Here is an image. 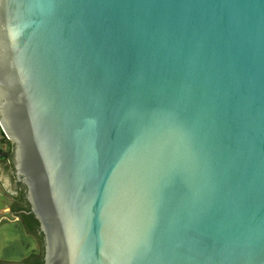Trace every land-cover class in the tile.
<instances>
[{
    "label": "water",
    "instance_id": "obj_1",
    "mask_svg": "<svg viewBox=\"0 0 264 264\" xmlns=\"http://www.w3.org/2000/svg\"><path fill=\"white\" fill-rule=\"evenodd\" d=\"M0 131L42 264H264V0H0Z\"/></svg>",
    "mask_w": 264,
    "mask_h": 264
},
{
    "label": "rangeland",
    "instance_id": "obj_2",
    "mask_svg": "<svg viewBox=\"0 0 264 264\" xmlns=\"http://www.w3.org/2000/svg\"><path fill=\"white\" fill-rule=\"evenodd\" d=\"M2 132L0 131V148L2 149H6L7 148V142L11 143L10 140H8L7 138H3L2 140ZM0 174L3 177V182H4V191L5 192H12V195L16 194V187L14 185L13 179H12V175L9 171V164L7 162V160H2L0 161ZM10 197L8 195H6L5 193L2 194V196L0 197V210H3L2 212H0V220L1 222H5L11 219H15L16 218V222L19 223V220L17 217H15L14 215H12L10 213V210L8 209V207L10 206ZM22 230V234L21 235L18 231L19 229L17 228V230L13 231H7L5 233L1 232V236H0V246H2V251H0V259H5V260H20V258L17 255V252L15 251V249L18 251L20 250L21 252H24V254H27V248L25 250V248L20 247L19 245H23L24 247L27 246L28 244L30 245V243H34L33 242V237L27 236L26 232L24 230V227L21 225V223H19V226ZM12 229V228H10ZM4 230V229H3ZM24 232V233H23ZM3 237V239H2ZM33 239H32V238ZM5 238L7 239L5 241V243L3 242L5 240ZM9 241H13L15 247H13V245L9 242ZM8 243L10 245V250L11 253L8 251ZM18 244V245H17ZM6 250V251H5ZM20 252V253H21ZM6 255V256H4Z\"/></svg>",
    "mask_w": 264,
    "mask_h": 264
},
{
    "label": "trees",
    "instance_id": "obj_3",
    "mask_svg": "<svg viewBox=\"0 0 264 264\" xmlns=\"http://www.w3.org/2000/svg\"><path fill=\"white\" fill-rule=\"evenodd\" d=\"M3 138L4 136L2 135V139ZM12 151H13V144L7 142L6 149L0 148V160L10 161L12 157ZM11 214L21 219V221L24 222L23 224L26 227L25 231L29 235H31V232H34V233L36 232L37 221L33 218V216L30 213H28V205H27V202L24 200L23 192L19 193V199L14 204V206L11 207ZM40 237L41 236H39L38 238ZM30 256H31L30 259L32 260L30 264H42V253L40 251L37 253L32 252ZM30 259L28 258L26 259V261H29Z\"/></svg>",
    "mask_w": 264,
    "mask_h": 264
},
{
    "label": "flooded vegetation",
    "instance_id": "obj_4",
    "mask_svg": "<svg viewBox=\"0 0 264 264\" xmlns=\"http://www.w3.org/2000/svg\"><path fill=\"white\" fill-rule=\"evenodd\" d=\"M2 161V160H0ZM11 161V164H10V169H11V174H12V179H13V182H14V185L15 187L17 188L16 189V194L13 195L12 197H10V206L8 207V209L10 210V213H11V207L14 206V204L17 202V200L19 199V193L23 192L24 193V200L26 201L25 199V189L23 187V185L20 183L17 175H16V170L14 168V164H13V161H12V157L10 159ZM28 205V203H27ZM28 213H30V210H29V205H28ZM31 214V213H30ZM32 215V214H31ZM19 222L21 223V225L24 227V230H26V227L25 225L23 224L24 222L21 221V219H19ZM31 236L34 238L33 239V242L36 244V248H37V251L41 252L42 253V262H43V254H44V241H43V237H42V233L40 231V228H39V225L37 223V229H36V232H31ZM39 236H41L40 238H38ZM32 253L30 252V250L27 251V254L26 256L22 259V261L20 262V264H30L31 263V255ZM30 259L29 261H26V259Z\"/></svg>",
    "mask_w": 264,
    "mask_h": 264
},
{
    "label": "crops",
    "instance_id": "obj_5",
    "mask_svg": "<svg viewBox=\"0 0 264 264\" xmlns=\"http://www.w3.org/2000/svg\"><path fill=\"white\" fill-rule=\"evenodd\" d=\"M1 163V162H0ZM3 177H2V175L0 174V197L2 196V194L3 193H5L6 195H8L9 197H12L13 195H12V192H5L4 191V182H3ZM3 210H0V212H2ZM20 223V222H19ZM19 223L18 222H16V218L15 219H11V220H8V221H5V222H1V220H0V236H1V232L2 233H5V232H7L8 230L10 231H15V230H17V228L19 229V233L21 234V235H23L21 232H22V230H21V228L20 227H18L19 226ZM10 228H12V229H10ZM4 229V230H3ZM26 232V231H25ZM24 233V232H23ZM26 235L27 236H30L27 232H26ZM2 239H3V237H2ZM7 239L5 238V240L3 241L4 243H5V241H6ZM12 245H13V247H15V245H14V242L13 241H9ZM0 243H1V241H0ZM8 245H9V243H8ZM18 245V244H17ZM20 247H22V248H25V250H26V248H27V250H30V252L32 253V252H35V253H37L38 251H37V248H36V244L35 243H30V245L28 244L27 246H23L22 244L21 245H19ZM10 245L8 246V251L11 253V250H10ZM3 249H2V246H0V251H2ZM6 251V250H5ZM15 251L17 252V255H18V257L20 258V259H23L26 255L24 254V252H21L20 250H16L15 249ZM21 252V253H20ZM4 256H6V255H4Z\"/></svg>",
    "mask_w": 264,
    "mask_h": 264
}]
</instances>
